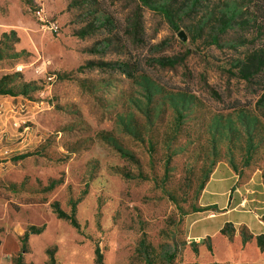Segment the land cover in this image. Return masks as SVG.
<instances>
[{
  "label": "rangeland",
  "instance_id": "rangeland-1",
  "mask_svg": "<svg viewBox=\"0 0 264 264\" xmlns=\"http://www.w3.org/2000/svg\"><path fill=\"white\" fill-rule=\"evenodd\" d=\"M224 1L49 0L60 54L40 72L4 37L0 88L25 94H0V264L32 227L25 264H97V246L104 264H178L198 218L264 222V71L238 75ZM72 201L78 228L56 212Z\"/></svg>",
  "mask_w": 264,
  "mask_h": 264
},
{
  "label": "crops",
  "instance_id": "crops-1",
  "mask_svg": "<svg viewBox=\"0 0 264 264\" xmlns=\"http://www.w3.org/2000/svg\"><path fill=\"white\" fill-rule=\"evenodd\" d=\"M40 1L0 0V43L4 37L14 34L17 37L15 51L36 54L38 64L48 62L43 53L52 45L53 50L60 54L56 50L61 43L57 36L62 32L59 19L53 16L48 4L49 0H44V5L48 14L57 22L58 28L52 29L38 20L36 9ZM52 53L50 49L49 54ZM234 211V208H230L224 212L228 216L218 214L194 220L190 230L186 231L187 244L177 263L264 264V244H260V239L264 237V222L250 215L236 217ZM225 224H233L236 233H224Z\"/></svg>",
  "mask_w": 264,
  "mask_h": 264
},
{
  "label": "trees",
  "instance_id": "trees-1",
  "mask_svg": "<svg viewBox=\"0 0 264 264\" xmlns=\"http://www.w3.org/2000/svg\"><path fill=\"white\" fill-rule=\"evenodd\" d=\"M199 1L200 0H196L193 5L197 4ZM192 8H194V6L190 9ZM215 15V13H212L208 16V19L203 24H200L198 29L203 32L205 26ZM215 18L218 20L217 23L220 25L221 32L225 33L230 28H234L235 25H237V28H242L244 31L242 34L244 40L241 45H244L245 51L243 52V57L239 58L238 61V75L246 80L251 79L255 75H260L264 71V0H225ZM192 32L194 33V30H192ZM192 38H195V35H192ZM213 43L221 45L219 36L216 35L213 37ZM171 63L174 64L175 62L171 61ZM19 93L25 94V92H14L12 88H0V94L17 95ZM71 205L72 213L70 215L66 214L60 208L56 210V212L59 218L69 220L73 226L78 228L75 215L76 201H72ZM34 229L35 227H32L24 234L21 251L16 264H25L23 255L27 253L29 249V234L30 232L38 233V231ZM95 253L97 264H104L103 254L99 246L96 247ZM49 264H55V259L53 257Z\"/></svg>",
  "mask_w": 264,
  "mask_h": 264
},
{
  "label": "built area",
  "instance_id": "built-area-1",
  "mask_svg": "<svg viewBox=\"0 0 264 264\" xmlns=\"http://www.w3.org/2000/svg\"><path fill=\"white\" fill-rule=\"evenodd\" d=\"M36 17L40 22L49 26L52 29H57L58 24L57 22L48 14L46 7L44 5V0L40 1L39 7L36 9ZM47 66V61H42L40 64L36 65V72L43 71ZM44 68V69H43ZM54 76L50 75L49 79H53Z\"/></svg>",
  "mask_w": 264,
  "mask_h": 264
},
{
  "label": "water",
  "instance_id": "water-1",
  "mask_svg": "<svg viewBox=\"0 0 264 264\" xmlns=\"http://www.w3.org/2000/svg\"><path fill=\"white\" fill-rule=\"evenodd\" d=\"M181 34L183 35V32H181Z\"/></svg>",
  "mask_w": 264,
  "mask_h": 264
}]
</instances>
